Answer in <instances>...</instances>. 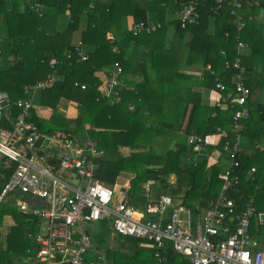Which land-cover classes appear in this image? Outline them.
<instances>
[{
	"label": "trees",
	"instance_id": "16d2710c",
	"mask_svg": "<svg viewBox=\"0 0 264 264\" xmlns=\"http://www.w3.org/2000/svg\"><path fill=\"white\" fill-rule=\"evenodd\" d=\"M181 1L0 0V54L9 53L12 59L10 65L0 67V89L7 90L13 101L28 98L33 105L51 107L48 120L39 118L32 108L41 129L95 139L104 153L97 176L105 182L115 183L125 170L134 172L131 194L139 179L154 178L150 180L159 181L165 190L170 188L175 197L184 194L182 202L193 209L196 219L222 184L216 178L218 172L212 173L211 182L206 179L201 184L196 182L197 176L213 169L208 154L214 149L223 152L225 141L233 143L237 134L234 109L215 106L210 94L219 78L227 86L222 96H236L234 62L240 57L251 89L247 101L251 116L244 120L240 133L254 151L248 152L243 145L237 169L240 193L231 195L239 202L253 196L256 211L264 212V0H242L241 28L230 7L215 13L212 1L199 7L197 24L183 27L176 13ZM9 2L14 4L12 9L7 7ZM169 5L171 10H167ZM159 22L165 25L147 30ZM78 39L89 55L86 60L75 50ZM239 41L244 46L238 47ZM117 61L123 67L122 85L116 88L120 100L113 101L102 95L100 86L106 81L97 72L114 70ZM187 63L203 68L202 75L193 73L194 66H183ZM208 65L210 69L205 68ZM50 75L55 76L52 86L25 93V87L44 82ZM75 81L85 83L86 88L75 86ZM70 100L78 102L76 118L61 113L62 102ZM219 127L226 135L217 145L209 144L200 151L187 143L189 135L208 136ZM167 137L176 150L168 148L162 154L153 150ZM124 148L128 153L123 154ZM254 166L256 170L251 172ZM11 172L0 164V190ZM170 174L182 178L181 185L187 179L188 189H176L168 181ZM199 185L201 192L196 194ZM130 202L136 205L132 198ZM6 215L15 223L5 236L0 234V264H28L39 218L3 202L0 225ZM252 232L264 241V226L256 231L254 225ZM102 247L104 253L100 252L108 264H160L155 248L143 239L116 235ZM167 255L166 264L179 259L172 246Z\"/></svg>",
	"mask_w": 264,
	"mask_h": 264
},
{
	"label": "built area",
	"instance_id": "2783aa9c",
	"mask_svg": "<svg viewBox=\"0 0 264 264\" xmlns=\"http://www.w3.org/2000/svg\"><path fill=\"white\" fill-rule=\"evenodd\" d=\"M208 1H212L211 9L215 13L230 7L239 27L243 26L242 0H182L176 12L182 26L197 24L199 7ZM160 26L152 24L147 30ZM242 46L244 43L239 41L238 47ZM75 50L81 60L88 59L82 43H77ZM114 65L115 69L100 89L102 95L119 101L116 88L122 85L123 67L119 61ZM234 67L236 96H222L227 86L217 78L211 97L215 106L234 109L236 139L223 144L231 163L219 172L221 188L196 219L193 209L176 202L170 192L152 196L150 182L143 185L147 197L145 208L137 209L130 203V187L121 185L118 189L114 183L97 176L104 153L98 149L95 139L41 129L33 116L34 105L30 99L13 101L7 90L0 89V164L12 169L0 190V205L7 196L20 197L16 204L19 209L38 217V228L46 223L45 230L34 235L35 246L30 250L29 259L36 258L41 264H108L105 255L95 251L86 228L91 222L107 221L114 236L150 242L160 264H164L163 250L168 246L192 264H264V241L252 232L254 225L256 231L264 226V212L256 211L253 196L245 200L242 197L239 202L231 195L240 193L241 175L237 172L241 166L240 132L245 127L244 120L251 116L247 106L251 89L246 84V66L238 57ZM54 80L55 76L50 75L44 82L25 87V93L52 86ZM75 86L86 88L79 81H75ZM217 133L226 135L220 127ZM188 143L200 151L214 144L197 133L188 136ZM255 170V166L251 168V172ZM122 188L126 189L123 194ZM115 196L119 198L117 202Z\"/></svg>",
	"mask_w": 264,
	"mask_h": 264
},
{
	"label": "rangeland",
	"instance_id": "374dc122",
	"mask_svg": "<svg viewBox=\"0 0 264 264\" xmlns=\"http://www.w3.org/2000/svg\"><path fill=\"white\" fill-rule=\"evenodd\" d=\"M7 7L9 9H12L14 7L13 2H9V4H7ZM21 8L19 7L20 10H21ZM167 10H171V6L170 5L167 7ZM167 17H170V16L167 15ZM171 18H172V21H173L174 20V13H173V17H172V14H171ZM159 23H161V22H159ZM172 24H174V23H172ZM160 25L163 26L165 24L161 23ZM2 26L3 25L0 22V29L1 30H2ZM213 26H214V24H213ZM3 31H5V33H6L5 29H3ZM2 33L5 34L4 32H2ZM108 35H109L110 38H112V33H109ZM170 39H171V35L168 38V40H170ZM11 60L12 59L10 58V54L9 53H5V52L1 53L0 54V67H5V66L10 65L12 63ZM183 66H185V67L189 66L190 67V66H196V65H190L189 63H187L186 65H183ZM205 68H208V66L205 67ZM192 69H195V71H202L203 68H198V70H197V67H195V68H192ZM196 73H198V72H196ZM74 85H75V82H74ZM77 87H79V86H77ZM62 104H64V103H62ZM62 106H63V108H62ZM62 106H61V109H60L61 113H63L66 116V113H67L66 107L68 106V104L67 105H62ZM74 107H77V106L74 105ZM77 109L79 110L78 107H77ZM221 135H222V133H214V134H211V136L208 135L206 137L210 141H212L214 144H217ZM161 140H162V138H161ZM159 145L162 146V148H160ZM159 145L157 144L154 147H152L153 150H155L157 153L158 152H160L161 154L165 153L168 148H171L172 150H176L175 144L168 137L166 138V140L164 141V143L162 145L161 144H159ZM139 146H141V145H139ZM152 148H149V149L152 151ZM145 150H147V149H145ZM132 151H136V149H134ZM139 151H140V149H139ZM217 151H218V149H214L212 153L208 154L209 156H208V161L207 162L210 161V157L213 156V153H215ZM126 153H128V151L123 152V154H126ZM221 157L222 156H219L218 159L221 158ZM200 158H202V157H200ZM194 160L195 159L191 157L190 161L194 162ZM230 163H231V159H230L229 154H225L220 160L214 161V163L211 164V166L213 165L214 167H213L212 170H210L209 173H206L205 175L197 176L196 182L198 184H201L206 179H208V181L211 182L212 173L218 172L216 174V178H217L219 172H222L223 170L228 168L230 166ZM194 165H195V162H194ZM208 165H209V163H208ZM215 165H217V166H215ZM169 176H170V178H169L168 181L171 182L176 189H181L182 191L188 189L187 185L189 184V182H188L187 179H185L186 182H183V184L181 185L182 178H178L174 174H170ZM172 177H174L173 180H172ZM135 178H136V173L125 170V171L121 172L119 176H117V179H116V182L114 183V186L116 188H118V189H120L121 185H123L126 188L127 187H131L133 185V179H135ZM150 179H154V178H150L149 177V178H141V179H139V183L136 185V187L131 192V194H129L130 195L129 197L132 198V201L135 200L134 203L137 206H139V207H143V205H145V203H146V193H145V190H144V187L142 186V184H144L147 181H149L151 183L152 187H154V189H160L161 188L159 181L156 182V181L150 180ZM218 187H219L218 188V190H219L221 188V184ZM197 189L198 190L196 191V194H199L201 192V190H200L201 186L199 185L197 187ZM125 191H126V189L122 188L121 194H123ZM215 191L217 192V187H216ZM180 197H181V199H184V194H182ZM19 199H20V197H15V196H11L10 195V196L6 197L4 202L12 204V205L15 206L18 203ZM118 200H119L118 196H115V202H117ZM175 200H176V202L179 201V199L178 200L175 199ZM202 211H200V212H202ZM45 225H46V223L44 222V227L43 228H38L36 232H38V233L43 232L45 230ZM86 228L88 230H90V232H91V240H92V244H93L94 248L99 246V245H101V244L105 245L106 242H112V238H111V234H110V231H111L110 222H107V221H95V222H91V223L87 224ZM260 238H263V237L260 236ZM32 244H33L32 247L29 248V254H30V250L34 249V240H32ZM26 258H28V257H26ZM35 260H36V263L38 262L37 264H41L36 258H35ZM27 263H28V261H27ZM30 263L33 264V263H35V261H33V262L29 261L28 264H30ZM19 264H21V263H19Z\"/></svg>",
	"mask_w": 264,
	"mask_h": 264
},
{
	"label": "crops",
	"instance_id": "0c3cea01",
	"mask_svg": "<svg viewBox=\"0 0 264 264\" xmlns=\"http://www.w3.org/2000/svg\"><path fill=\"white\" fill-rule=\"evenodd\" d=\"M170 26V25H169ZM172 27V26H171ZM172 39V38H171ZM80 42V39H78L77 40V43H79ZM89 56V55H88ZM195 67H197V66H194L193 68H195ZM114 69V68H113ZM197 70H198V67H197ZM113 70H107V71H103V72H97V75L99 76V77H102L103 78V80L104 81H107V75L108 74H110L111 72H112ZM193 71V73H195V74H199V75H202V71H195V69H193L192 70ZM196 72H198V73H196ZM105 85V83H103L102 85H101V88H103V86ZM213 91V90H212ZM213 96H218V95H216V94H214L213 93ZM210 97H212V92H211V94H210ZM62 103H64V104H62V105H67L68 104V106L66 107V110H67V113H66V117H68V118H76L77 116H78V109H77V107H78V103L76 102V101H74V100H70V101H66V102H62ZM61 105V106H62ZM74 105L75 106H77V107H74ZM62 108H63V106H62ZM34 109L36 110L35 111V113H36V115L39 117V118H41V119H46V120H48L49 118H50V116L52 115V113H53V109L51 108V107H48V106H41V105H38V104H36V103H34ZM65 110V111H66ZM33 116H34V114H33ZM248 141V139H244V138H242L241 139V143L243 144V145H245V147H247L248 149H247V151L248 152H253L254 151V147H253V145L251 144V143H246ZM124 150L125 151H127V148H124ZM218 154H216V153H214L213 154V156H211L210 157V161H209V165H211L212 163H214V161H217L218 160ZM120 175V174H119ZM173 178L174 177H172V180H173ZM124 180V179H123ZM147 182H149V181H147ZM146 182V183H147ZM126 183V182H125ZM145 184V183H144ZM143 184V185H144ZM169 188V187H168ZM218 186H217V191H218ZM152 190H151V195L152 196H158V195H160L161 193H163V192H165V193H168V192H170L171 193V191H170V188L169 189H167V190H165L164 188H160V189H154V187H152L151 188ZM145 190V189H144ZM220 190V189H219ZM216 192V191H215ZM177 200L179 199V201H177L178 203H183L182 202V199L181 198H179V197H177L176 198ZM146 201H147V197H146ZM145 205H146V203H145ZM145 205H143V207H139V206H137V205H134L137 209H139V210H141V211H143L144 210V208H145ZM19 208V207H18ZM20 210V209H19ZM14 223H15V221H14V219H13V217L11 216V215H6L5 217H4V219H3V223H2V225H0V234H1V236H5L8 232H9V230H10V228L14 225ZM90 231V230H89ZM91 233V232H90ZM38 235V232H36L35 233V236H37ZM114 237V235H113V233L111 232V238H113ZM107 243V242H106ZM104 244H101V245H99V246H97V247H95V251L96 252H103L104 253V250L102 249ZM167 250H168V247H166L164 250H163V252H164V254H165V256H166V259H165V261H164V264H166L167 263V261H168V255H167ZM177 254H179V259H176L177 260V262L175 261V263L174 264H192L190 261H189V259H187V258H185L182 254H180V253H178L177 252ZM157 259V258H156ZM31 262H33L32 260H30ZM36 261V260H35ZM158 261V260H157ZM14 264H19V263H14ZM31 264V263H30ZM34 264V263H33Z\"/></svg>",
	"mask_w": 264,
	"mask_h": 264
},
{
	"label": "clouds",
	"instance_id": "9594fccd",
	"mask_svg": "<svg viewBox=\"0 0 264 264\" xmlns=\"http://www.w3.org/2000/svg\"><path fill=\"white\" fill-rule=\"evenodd\" d=\"M209 136H211V135H209ZM222 136H223V135L220 136V139H221ZM205 137H206V136H205ZM242 138H243V137H242ZM220 139H219V141H220ZM219 141H218V143H219ZM218 143H217V144H218ZM217 144H211V145H217ZM242 150H243V144H241V152H242ZM241 152H240V153H241ZM215 153L218 154V156H222V157H223L225 154H228L226 151L223 150V152H222V151L219 150V149H218V151L215 152ZM223 153H225V154H223ZM213 154H214V153H213ZM222 157H221V158H222ZM221 158H219L218 160H220ZM208 163H209V162H208ZM209 166H210V165H209Z\"/></svg>",
	"mask_w": 264,
	"mask_h": 264
},
{
	"label": "water",
	"instance_id": "95a60500",
	"mask_svg": "<svg viewBox=\"0 0 264 264\" xmlns=\"http://www.w3.org/2000/svg\"><path fill=\"white\" fill-rule=\"evenodd\" d=\"M5 104V102H3ZM75 182H78V179L76 178V181Z\"/></svg>",
	"mask_w": 264,
	"mask_h": 264
}]
</instances>
